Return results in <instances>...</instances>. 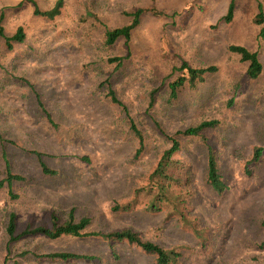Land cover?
I'll use <instances>...</instances> for the list:
<instances>
[{
	"label": "rangeland",
	"instance_id": "obj_1",
	"mask_svg": "<svg viewBox=\"0 0 264 264\" xmlns=\"http://www.w3.org/2000/svg\"><path fill=\"white\" fill-rule=\"evenodd\" d=\"M58 1L54 19L33 14ZM137 10L129 40L107 45L106 32ZM259 14L264 0H0L5 36L18 27L25 36L10 48L0 38V264H156L135 245L92 236L122 230L174 251L176 264H264ZM231 46L257 54V78ZM182 64L216 71L191 87ZM203 122L214 125L183 134ZM171 137L167 183L154 170ZM209 154L220 191L208 182ZM71 213L88 221L81 237L24 234ZM58 253L87 258L50 257Z\"/></svg>",
	"mask_w": 264,
	"mask_h": 264
},
{
	"label": "trees",
	"instance_id": "obj_2",
	"mask_svg": "<svg viewBox=\"0 0 264 264\" xmlns=\"http://www.w3.org/2000/svg\"><path fill=\"white\" fill-rule=\"evenodd\" d=\"M233 2H230L227 8L226 15L224 16L223 20L225 22H230L232 15H233ZM62 8V2L58 1L48 11L41 12L36 6L33 9V14L35 16H41L46 19L52 20L55 17H57L60 14V10ZM142 10H137L132 14V21L129 25L119 28L107 31L105 34V42L107 45L113 44L117 39L123 38L126 41L129 40L130 32L138 25V20L140 15L142 14ZM3 19V15L0 16V38H3L5 40V43L8 48L11 47V43H21L24 41V33L21 27H18L15 31V33L11 37H6L4 34L3 27L1 26V22ZM264 21V17L259 14L258 19H255V22L257 24H261ZM229 51L232 53H235L240 56L241 61L248 62V68L246 71V75L250 79H255L261 72V64L258 61L257 54L251 53L248 50H246L243 47L240 46H231L229 48ZM122 59L120 58H114L110 61L112 62H119ZM181 71H185L187 75L189 76V84L192 87L194 85V82L201 81L202 77L205 74L214 73L216 71L215 67H208L204 69H192L189 68L186 64H182L180 67ZM183 79H178L176 82L171 83V96L175 95V90L177 87L181 86L183 84ZM214 125V122H203L199 124L195 128H191L186 130L183 134L184 135H191L195 136L199 132H201L205 128H210ZM132 130L135 133V135L138 137L140 146L139 150L141 149V138L137 131L134 130V126L132 125ZM169 141L171 142V147L169 150H167L160 159L159 163L157 164L154 175L162 182H171L172 179L166 174L167 167L170 164V156L178 150V143L174 138H169ZM259 151H255V157L259 156ZM43 170L47 172V170L43 167ZM207 175H208V182L213 190L220 191L222 188V185L219 181V177L217 175L216 169H215V162L213 160L212 154H209L208 156V162H207ZM18 180V177H12L11 175H8L7 182L10 184L12 180ZM169 185V184H168ZM159 195L157 196L158 200L162 199V196H165L167 194V186H164L163 184L158 185ZM155 203L154 201H151L149 205V209H154ZM88 225V221L85 218H82L79 222L74 223L72 213L69 215V220L62 224V225H56L53 223V226L51 229H45V228H35L34 230H26L24 234H43L49 239H56L61 236H72V237H81L83 236L82 232ZM7 233L11 239H14V216L11 215L9 217V224L7 227ZM92 236H99L104 240L108 241H125L128 244L135 245L139 247L141 250H143L145 253L153 255L155 257V263L156 264H176V259L178 258V254L174 251H168L160 248L159 246L141 240V238L131 230H122L118 232L108 233V234H101V233H94ZM51 258H58L60 260H70V259H86L87 257L77 256L73 254H65V253H58L50 255Z\"/></svg>",
	"mask_w": 264,
	"mask_h": 264
}]
</instances>
